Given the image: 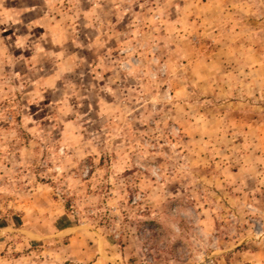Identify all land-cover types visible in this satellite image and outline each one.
I'll use <instances>...</instances> for the list:
<instances>
[{"label": "rangeland", "instance_id": "374dc122", "mask_svg": "<svg viewBox=\"0 0 264 264\" xmlns=\"http://www.w3.org/2000/svg\"><path fill=\"white\" fill-rule=\"evenodd\" d=\"M0 264H264V0H0Z\"/></svg>", "mask_w": 264, "mask_h": 264}]
</instances>
